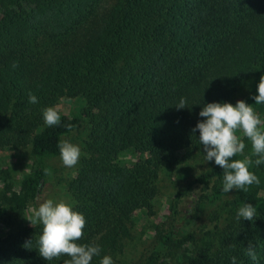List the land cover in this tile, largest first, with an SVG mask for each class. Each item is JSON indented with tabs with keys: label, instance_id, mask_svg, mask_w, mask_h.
Returning <instances> with one entry per match:
<instances>
[{
	"label": "trees",
	"instance_id": "obj_1",
	"mask_svg": "<svg viewBox=\"0 0 264 264\" xmlns=\"http://www.w3.org/2000/svg\"><path fill=\"white\" fill-rule=\"evenodd\" d=\"M250 77L264 115V0H0V148L30 145L33 158L19 180L0 169V264H110L161 171L213 147L188 189L198 208L217 207L214 225L157 230L144 264H264V138L211 134ZM63 98L84 101L88 124L71 204L28 225L17 218L42 190L44 160L81 125L49 120Z\"/></svg>",
	"mask_w": 264,
	"mask_h": 264
},
{
	"label": "rangeland",
	"instance_id": "obj_2",
	"mask_svg": "<svg viewBox=\"0 0 264 264\" xmlns=\"http://www.w3.org/2000/svg\"><path fill=\"white\" fill-rule=\"evenodd\" d=\"M253 78L246 80L227 108L214 120L211 134L215 141L239 138L249 134L256 140L264 138V115L259 114V100L250 94ZM84 101L79 98H63L49 110V120L56 116L80 115L81 125L75 131L63 137V153L44 160L47 168L46 181L34 204L24 210L18 221L32 225L41 219L53 215L59 208L71 204L66 181L74 176L78 159L84 153V142L88 134V124L82 116ZM207 154L192 155L184 158L174 168L163 169L157 181L158 192L151 204V211L138 210L133 217L131 237L126 240L124 251L110 264H144L146 255L154 248L157 230L173 227L174 232L195 231L202 235L215 223L218 209L211 204L198 208L194 202L199 187L192 185L193 178L207 169L215 147ZM30 145L13 150L0 148V169L9 168L13 179L19 180L32 166ZM134 160L133 157H131ZM1 189V184H0ZM180 193V196L177 194ZM231 192L226 197H230ZM0 234L4 230L0 225ZM193 244L173 250V257L193 253ZM168 256H161L166 259Z\"/></svg>",
	"mask_w": 264,
	"mask_h": 264
}]
</instances>
